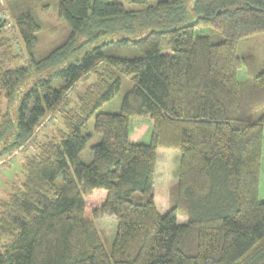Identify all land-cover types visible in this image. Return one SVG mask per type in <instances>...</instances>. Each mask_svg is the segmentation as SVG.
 <instances>
[{
  "label": "trees",
  "instance_id": "trees-1",
  "mask_svg": "<svg viewBox=\"0 0 264 264\" xmlns=\"http://www.w3.org/2000/svg\"><path fill=\"white\" fill-rule=\"evenodd\" d=\"M8 1L0 160L27 154L23 179L0 200V264H264V69L238 55L242 39L264 32V0L137 10L124 3L146 0ZM52 5L69 30L46 49L37 12ZM90 73L96 80L72 95ZM122 74L133 87L118 113L96 115L102 140L84 163V127L120 91ZM148 117L150 142L132 141V120ZM47 118L59 121L51 134ZM162 150L180 153L164 215L154 195ZM102 215L117 220L111 253L95 222Z\"/></svg>",
  "mask_w": 264,
  "mask_h": 264
},
{
  "label": "rangeland",
  "instance_id": "rangeland-1",
  "mask_svg": "<svg viewBox=\"0 0 264 264\" xmlns=\"http://www.w3.org/2000/svg\"><path fill=\"white\" fill-rule=\"evenodd\" d=\"M0 5L4 4L9 9L8 0H1ZM162 0H146L142 4H128L124 3L125 8L128 10L142 9L147 6L156 5ZM192 0L189 1V3ZM37 15L43 23V31L41 33L42 46L46 49L51 47L54 40L61 41L64 39L66 32L69 30L68 23L62 19L56 8L52 5L46 11L38 9ZM195 17L190 14V21H193ZM210 34L208 28L198 29L197 32L201 31ZM9 34H13L14 30H9ZM146 32H140L139 34L131 36L133 39L143 37ZM238 55L247 60L248 66L252 70L262 71L264 69V32L242 39L238 46ZM248 77V68L244 66L239 72L240 79H246ZM96 80L94 73L88 74L86 77L76 83L74 88L71 90L72 95H76L78 92L84 91L90 84ZM133 87V82L130 77L122 74V87L120 91L114 96V98L106 102L98 111L88 120L84 127V133L91 134L92 139L89 141L86 148L80 154V159L84 163L91 162L93 158L92 147L101 142L102 137L95 131V120L98 113H118L121 108V103L125 97L127 91ZM56 120V119H55ZM54 120V121H55ZM51 118H47L43 124V133H53L55 128L53 126L54 121L50 122ZM57 121V120H56ZM59 123V121H57ZM57 127L64 128L63 121L60 120V124ZM152 128V120L148 118H134L132 120V133L136 137H132V141L136 143H149ZM32 151V150H31ZM160 169L157 174V184L155 186L154 195L155 201L159 212L164 215L169 210V189L177 181V168L179 164L178 151H160ZM20 154L23 158L27 154V151ZM13 161V162H12ZM12 165H8L4 171L0 172V200L7 199L10 186L13 182H19L23 179L22 173V160L19 158L10 159ZM62 178L58 179L61 183ZM138 195V194H137ZM259 199L264 201V144L262 154V167H261V180H260V192ZM182 217V216H181ZM180 221L182 222L181 218ZM96 225L102 233V240L104 247L108 253H111L113 239L116 234L117 220L111 215H102L95 219Z\"/></svg>",
  "mask_w": 264,
  "mask_h": 264
},
{
  "label": "built area",
  "instance_id": "built-area-1",
  "mask_svg": "<svg viewBox=\"0 0 264 264\" xmlns=\"http://www.w3.org/2000/svg\"><path fill=\"white\" fill-rule=\"evenodd\" d=\"M1 2L2 1L0 0V3ZM2 18H3V20L9 22L10 17H9L8 14L4 13L3 16H2ZM7 27L10 28L11 27V23H8L7 24ZM10 159H12V157L11 156H7V157H5V158H3V159L0 160V172L4 170V168H5L6 165H10Z\"/></svg>",
  "mask_w": 264,
  "mask_h": 264
},
{
  "label": "crops",
  "instance_id": "crops-1",
  "mask_svg": "<svg viewBox=\"0 0 264 264\" xmlns=\"http://www.w3.org/2000/svg\"><path fill=\"white\" fill-rule=\"evenodd\" d=\"M25 151H26V150L24 149L22 154H24ZM160 153H161V152H160ZM16 158H19L20 160L23 159V157H22L20 154H17V155L14 156L12 159L14 160V159H16ZM156 184H157V181H156Z\"/></svg>",
  "mask_w": 264,
  "mask_h": 264
}]
</instances>
